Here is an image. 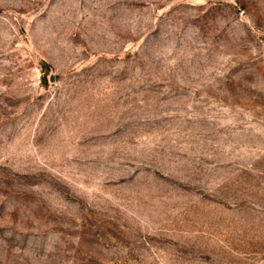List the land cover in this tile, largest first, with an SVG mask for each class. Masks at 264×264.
<instances>
[{
    "label": "rangeland",
    "instance_id": "374dc122",
    "mask_svg": "<svg viewBox=\"0 0 264 264\" xmlns=\"http://www.w3.org/2000/svg\"><path fill=\"white\" fill-rule=\"evenodd\" d=\"M0 264H264V0H0Z\"/></svg>",
    "mask_w": 264,
    "mask_h": 264
}]
</instances>
